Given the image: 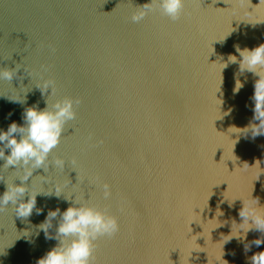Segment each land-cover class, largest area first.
I'll use <instances>...</instances> for the list:
<instances>
[{
	"label": "water",
	"instance_id": "water-1",
	"mask_svg": "<svg viewBox=\"0 0 264 264\" xmlns=\"http://www.w3.org/2000/svg\"><path fill=\"white\" fill-rule=\"evenodd\" d=\"M149 2L0 0V68L15 70L10 81L0 78V129L23 124L30 106L80 101L45 165L27 180L0 159V194L12 181L27 186L25 202L30 192L52 190L37 195L28 217H18L11 202L0 208L2 264H36L57 245L43 231L37 238L36 226L49 210L63 212L72 203L66 196L118 219L117 233L94 241L92 264H251L264 249H244L264 238L256 229L223 245L231 228L241 235L232 221L242 222L243 201L252 203V194L264 206V174L255 181L264 171V135L231 133L259 124L252 100L259 77L239 74V63L221 74L220 63L229 54L239 61L235 44L264 42V3L184 0L172 20L152 0L134 22ZM234 74L244 82L236 94ZM219 210L220 221L212 219ZM59 222V215L52 220V236Z\"/></svg>",
	"mask_w": 264,
	"mask_h": 264
},
{
	"label": "clouds",
	"instance_id": "clouds-1",
	"mask_svg": "<svg viewBox=\"0 0 264 264\" xmlns=\"http://www.w3.org/2000/svg\"><path fill=\"white\" fill-rule=\"evenodd\" d=\"M151 2L152 0L143 5V7H140L141 10L139 12L133 14L132 20L134 22L143 20L150 10L148 5ZM259 3H264V0H259ZM158 4L164 15L172 20H176L180 17L184 0H158ZM230 34L231 32L228 35ZM226 37L227 35L223 39L217 40L223 42ZM234 48L239 53L240 59L238 61L236 55L229 54L227 61L220 62L223 65L221 74L229 64L239 63V74L249 71L259 77L255 81L252 96L254 102L253 119L258 120L259 124L250 122L244 128L234 126L240 131H233L231 133L243 135L247 139V134L250 132L251 138L254 140L257 136L264 135V42L251 49L248 47L241 48L239 44H235ZM239 74H234V79L236 80L233 90L234 94L238 93L244 86V82L240 80ZM14 75V69L7 67L0 68V78L10 81ZM79 103L78 99L74 100L71 97H65L56 100L51 106L46 101V107L43 109H39L38 106H30L22 114L23 124H17V122L12 121L7 130L0 129V159L4 160L3 165L7 167L14 165L16 168L19 166L23 170V177H20V179L22 181L27 180L34 168L45 165L50 152L60 142L66 122L75 119V105ZM230 112L231 110L226 114H230ZM11 115L9 113L8 117ZM238 139L239 135L236 142H238ZM5 149H10L9 154L5 155ZM52 164L57 167H64V161L60 159L54 160ZM262 174H264V171L258 173V178L255 181H258ZM54 187L55 195L59 197L63 190L59 186L54 185ZM103 188L104 196L107 198L111 195L109 186L105 184ZM26 190L27 186L23 183L19 185L14 184L13 181L7 183V190L3 194H0V208L8 206L11 202L18 217H28L36 207V197L38 194H52V190L30 192L29 198L25 202L22 200V197ZM251 196L252 203H246L242 200L243 206L239 210L242 222L236 223L235 220L232 221V226L234 222L238 226L237 231L241 235H233L231 228L230 234L222 236L223 245L229 243L233 238H238L241 241L246 240L247 232L252 229L264 233V211H262L264 206L260 205L259 196L254 197L252 194ZM65 199H71L72 203L63 212L60 211L59 207L49 210L45 221L36 226L37 231L35 236L37 238L40 231H43L46 239H56L58 241L55 247L48 250L36 261V264H92L94 241L102 236H112L119 231L118 219L105 210L88 203H82L76 197L73 199L72 196H66ZM36 211L39 215L42 214L43 210L37 209ZM58 215L60 216V222L56 228L55 236H52L48 230L52 226V220ZM221 215L223 213L219 210V215L216 212V216L212 219L220 221L218 217ZM24 238L28 243L34 242L32 235L29 233L24 235ZM262 243H264V238L258 237L246 243L244 249L247 252L253 244L259 247ZM5 254L4 251L0 252V256ZM250 260L251 264H264V249L253 253ZM0 264H2V261H0Z\"/></svg>",
	"mask_w": 264,
	"mask_h": 264
}]
</instances>
